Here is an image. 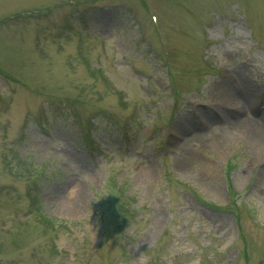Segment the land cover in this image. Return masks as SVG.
<instances>
[{"label":"rangeland","instance_id":"1","mask_svg":"<svg viewBox=\"0 0 264 264\" xmlns=\"http://www.w3.org/2000/svg\"><path fill=\"white\" fill-rule=\"evenodd\" d=\"M0 264H264V0H0Z\"/></svg>","mask_w":264,"mask_h":264},{"label":"bare ground","instance_id":"2","mask_svg":"<svg viewBox=\"0 0 264 264\" xmlns=\"http://www.w3.org/2000/svg\"><path fill=\"white\" fill-rule=\"evenodd\" d=\"M246 79H247V77H246V74L245 73H241L240 74V80H241V82H244V86H247V83H246ZM245 91V93H244V97L247 99V97L248 96H250V94H251V90L250 89H246V90H244ZM261 98H262V96H261ZM230 102H235V100H233V99H228ZM232 100V101H231ZM235 104L236 105H239V103L238 102H235ZM235 104H233V105H235ZM225 120H228L227 118H224ZM227 122V121H226ZM227 124V123H226ZM228 124H230L229 126H228V128L226 129V126L225 127H223V129H224V131H226V132H224V135H227V134H229L230 132V130H233L234 128H237V127H239V129L241 130V131H244L245 129H246V125H242L241 124V126H239L240 125V123H233V124H231V123H228ZM242 128H244V129H242ZM226 129V130H225ZM256 143H258V144H256ZM255 144L256 145H262L263 143H261V142H259V141H256L255 142ZM80 201H81V189L80 188H75L74 190H72V191H69V192H67L64 196H63V199H62V202H61V204H60V207H61V209H63V211H65V212H68V211H72V207L75 205V204H79L80 203Z\"/></svg>","mask_w":264,"mask_h":264},{"label":"trees","instance_id":"3","mask_svg":"<svg viewBox=\"0 0 264 264\" xmlns=\"http://www.w3.org/2000/svg\"><path fill=\"white\" fill-rule=\"evenodd\" d=\"M119 203H120L119 205H121L122 202H119ZM121 207H122V208H121L122 211H124L126 208H129V207L126 206L125 204H122ZM123 208H124V210H123Z\"/></svg>","mask_w":264,"mask_h":264}]
</instances>
